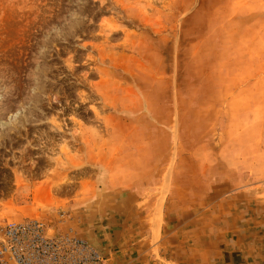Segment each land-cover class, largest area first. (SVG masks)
I'll use <instances>...</instances> for the list:
<instances>
[{
	"label": "rangeland",
	"instance_id": "374dc122",
	"mask_svg": "<svg viewBox=\"0 0 264 264\" xmlns=\"http://www.w3.org/2000/svg\"><path fill=\"white\" fill-rule=\"evenodd\" d=\"M126 181L168 184L182 245L221 212L264 226V0H0V228L86 241Z\"/></svg>",
	"mask_w": 264,
	"mask_h": 264
},
{
	"label": "crops",
	"instance_id": "0c3cea01",
	"mask_svg": "<svg viewBox=\"0 0 264 264\" xmlns=\"http://www.w3.org/2000/svg\"><path fill=\"white\" fill-rule=\"evenodd\" d=\"M160 189L161 186L149 187L138 181H126L124 188L111 189L107 195L103 192L101 197L104 195L105 198L88 204L87 211H81L84 225L80 235L102 255L103 264H264V226L260 225L254 211L243 215L239 210L238 214L232 215L217 213L212 225L216 234L200 232L187 246L178 239L183 227L176 225L164 233L166 217L160 212L159 235L156 237V211L159 207L162 210V205L167 202L165 195L161 199L157 196ZM241 201L244 202L240 200L239 203ZM149 202H152L155 222L147 218ZM182 217L185 224L203 220V210ZM167 219L168 222H180L175 213L167 215ZM152 222L153 225L148 226ZM162 242L169 246L163 248Z\"/></svg>",
	"mask_w": 264,
	"mask_h": 264
},
{
	"label": "built area",
	"instance_id": "2783aa9c",
	"mask_svg": "<svg viewBox=\"0 0 264 264\" xmlns=\"http://www.w3.org/2000/svg\"><path fill=\"white\" fill-rule=\"evenodd\" d=\"M102 255L71 233L50 237L43 221L11 222L0 228V264H102Z\"/></svg>",
	"mask_w": 264,
	"mask_h": 264
},
{
	"label": "bare ground",
	"instance_id": "6f19581e",
	"mask_svg": "<svg viewBox=\"0 0 264 264\" xmlns=\"http://www.w3.org/2000/svg\"><path fill=\"white\" fill-rule=\"evenodd\" d=\"M158 216H157V218L155 219L156 220V222H155V229L154 230H156L155 232L157 233V231H159V229H158V226H159V220H160V212H158V214H157ZM56 235V231L55 230H53L52 232H50L49 233V236H55Z\"/></svg>",
	"mask_w": 264,
	"mask_h": 264
}]
</instances>
